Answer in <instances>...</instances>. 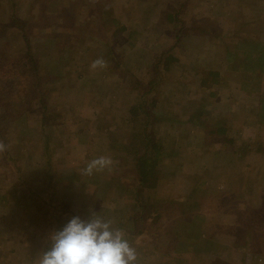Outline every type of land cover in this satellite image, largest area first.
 <instances>
[{"label": "rangeland", "instance_id": "1", "mask_svg": "<svg viewBox=\"0 0 264 264\" xmlns=\"http://www.w3.org/2000/svg\"><path fill=\"white\" fill-rule=\"evenodd\" d=\"M23 36L41 85L22 64L20 92L0 85V264H37L92 213L136 264H264V0H0V76ZM137 105L163 149L149 189Z\"/></svg>", "mask_w": 264, "mask_h": 264}, {"label": "clouds", "instance_id": "2", "mask_svg": "<svg viewBox=\"0 0 264 264\" xmlns=\"http://www.w3.org/2000/svg\"><path fill=\"white\" fill-rule=\"evenodd\" d=\"M102 58L93 61V69L106 67ZM6 145L0 141V152ZM110 157L91 160L84 169L86 175L110 166ZM51 246L39 257L37 264H136L137 252L112 222L92 213L86 220L72 217L59 231L50 236Z\"/></svg>", "mask_w": 264, "mask_h": 264}, {"label": "trees", "instance_id": "3", "mask_svg": "<svg viewBox=\"0 0 264 264\" xmlns=\"http://www.w3.org/2000/svg\"><path fill=\"white\" fill-rule=\"evenodd\" d=\"M99 9L101 10L99 15H100V19H102L103 24L105 21L106 16L108 15V9L106 7H104L106 10H102L101 6L98 5ZM102 7H103V1H102ZM110 12V11H109ZM21 22L20 20H15V23ZM22 25V24H21ZM106 25V24H105ZM21 29L24 32V35L28 34V29L29 26L28 24H23L21 26ZM117 30L115 29L113 36H115L117 34ZM26 41V45H27V52L25 53V56L22 57L23 59L19 61V59H12L10 58V56L8 58H2L1 62H3V68L4 71H2V75L0 76V85L5 78H7L9 75L8 73L11 75V77L13 79H11L7 85H5V87L2 89L3 91L7 92L6 90H11L12 87H14L15 85L18 86L19 92H20V83L22 81L21 75L19 76L20 72V68L18 64H22V67L24 68H29V70L34 69L35 70V74L38 76V86L36 87H40L41 85V73L38 72V68H39V63L37 61V59L35 58L33 52H32V48L30 47V45L27 43L26 38L24 37ZM22 62V63H21ZM18 68V69H17ZM17 69V70H16ZM2 91V92H3ZM147 93L148 90L146 89ZM3 92V93H5ZM29 95H32V91H29ZM1 93V97L2 98H6V94ZM40 95L43 98V92H39ZM146 93V92H145ZM16 96L20 95V93H15ZM132 116L134 118L135 124H136V130L135 132H133L131 135L133 136L132 139L134 141H136V144H132L135 149H132V151L130 152L131 154H133L135 156V161H136V168H137V173H138V181L139 183L143 186V188L145 189H149L152 187V183L156 182V176H155V172L154 169H156V165H159V158L162 155L163 149L161 147V145H159L158 143H156L155 141H153L152 136L150 135V133L147 131V127L146 124L148 125L149 122L151 121L150 116L142 111V107L141 106H136L134 108H132ZM139 115L143 116L140 120V118L138 117ZM139 118V119H138ZM141 122V123H140ZM221 133L224 132V129H221ZM219 130H217L218 132ZM220 132V131H219ZM133 141V143H134ZM143 143V145L139 146V148H136V145L138 143ZM152 168V170H151ZM196 192H198L196 190Z\"/></svg>", "mask_w": 264, "mask_h": 264}]
</instances>
